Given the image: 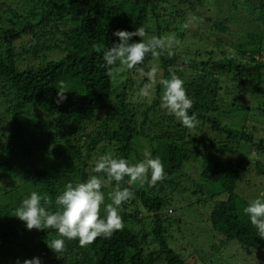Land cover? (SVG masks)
I'll use <instances>...</instances> for the list:
<instances>
[{"label":"trees","instance_id":"16d2710c","mask_svg":"<svg viewBox=\"0 0 264 264\" xmlns=\"http://www.w3.org/2000/svg\"><path fill=\"white\" fill-rule=\"evenodd\" d=\"M210 2L215 0H33V9L22 12L0 0V264L33 257L42 264H199L175 246L190 236L182 217L165 213L177 195L189 201L182 206L186 212L189 206H207L221 241V248L213 245L218 257L226 258L235 247V262L247 264L244 256L260 250L264 239L240 206L248 201L237 190L245 189L240 184L256 160L252 157L264 156V138L256 137V124H264V0H231L228 9L241 5L260 23L233 40L226 38L236 35L230 30L233 16H207ZM191 19L205 29L190 30ZM138 27L151 37L175 38L170 50L166 46L155 57L149 53L138 68L152 63L159 79L175 73L184 81L195 127L183 126L161 108L157 77L144 96L140 90L150 81L137 77V69L116 80L107 76L103 51L118 42L113 32ZM58 91L67 97L59 104ZM140 142L161 160L166 177L155 185L124 178L121 188L133 195L120 207L123 228L110 237L81 246L55 229L29 231L14 216L33 191L51 198L55 211L65 185L91 175L105 181L102 191L110 203L116 183L95 173V163L109 153L130 163L142 161ZM190 163H198L196 186L183 181ZM255 164L257 180L264 183L263 159ZM172 230L182 237L171 244ZM57 238L64 239L60 253L47 246ZM258 255L252 264H264V253ZM202 258L201 264L220 263Z\"/></svg>","mask_w":264,"mask_h":264},{"label":"clouds","instance_id":"9594fccd","mask_svg":"<svg viewBox=\"0 0 264 264\" xmlns=\"http://www.w3.org/2000/svg\"><path fill=\"white\" fill-rule=\"evenodd\" d=\"M113 35L119 38L118 42H113L103 51L106 74L112 80H116L126 70L143 71L138 66L143 64L146 55L151 53L154 57L158 56L160 55L158 50H164L166 46L170 50L175 43L174 37L152 36L145 41L143 38L146 33L143 27L135 28L134 31L118 29ZM133 37H138L139 40H133ZM156 73V68L146 73L150 83L143 86L140 90L141 95L149 94L152 84L157 82ZM159 84L163 88L161 108L169 115H173L183 126L195 127L198 120L195 114L189 115L193 101L187 94L184 81L173 73L170 78L159 79ZM66 98L65 92L58 91L56 103H62ZM93 171L97 174L103 173L109 184L115 181L116 187L108 194L110 203L105 204V194L102 191L105 181L98 175H91L84 181L67 183L64 190L55 198L57 206L55 211H51L49 207L52 204L51 198L33 191L29 197L22 200L14 216L24 222L29 231L55 229L60 237L78 240L81 246H86L98 237H110L115 231L123 228L120 207L133 195L129 188H121V182L125 177L129 178V184L139 181L152 185L163 181L166 177L161 160L152 158L148 152H145L142 161L136 163H130L125 158H116L110 153L101 155ZM149 174L150 180H148ZM2 184L3 182H0V185ZM243 211L249 216L258 236L264 239V200H251ZM47 246L53 252L60 253L64 251V239H52ZM16 264H21L19 258ZM22 264H42V262L39 257H33L24 259Z\"/></svg>","mask_w":264,"mask_h":264},{"label":"rangeland","instance_id":"374dc122","mask_svg":"<svg viewBox=\"0 0 264 264\" xmlns=\"http://www.w3.org/2000/svg\"><path fill=\"white\" fill-rule=\"evenodd\" d=\"M8 2L11 1L12 5L17 8L18 10H21L22 12L27 10L29 7H31V10L33 9L31 2L33 0H7ZM29 1H30V6H29ZM231 3V0H215L214 3L210 2V6H211V12L207 13V11L205 12V14H207V16L209 17H219V16H225L227 14V12H229L230 16H233V20H234V26L230 25V30L234 33H236L235 37L234 35L231 36H227V40H233L234 38L237 37V33L241 34L240 36H244V31L248 30L251 27H257L256 25H260L259 22H253V18L252 16L245 11V8L243 6L240 5V8H238L236 11L233 10L232 8H229V4ZM246 4H248L246 2ZM220 11H223V13H220ZM252 21V22H251ZM204 28V25H201L198 21L195 22L193 19H191V26H190V30L192 31H197ZM205 29V28H204ZM203 30V29H202ZM154 31V30H153ZM149 38H151L150 34H146L145 37L143 38L145 41H147ZM25 43L29 46L30 41L29 40H25ZM196 45H202L203 42H201V40H196L195 41ZM188 46H191V43L188 44ZM188 46L182 50L186 51L188 50ZM209 50L213 49V45L210 43V45L208 46ZM148 64L150 66L145 67L146 69H143V71L138 72L137 77L139 78H148V76L146 75V73L151 72V70L153 68H156L157 66L155 64ZM152 66V67H151ZM161 72L158 74L156 73V77L159 79L161 77ZM136 81L138 82V85L141 84V82H143L140 79H136ZM3 105H2V101L0 99V108L3 111ZM13 121V120H12ZM258 127V130L260 131L259 133L256 134L257 138H264V124L262 125L261 123H257L256 124ZM256 138V139H257ZM1 143V142H0ZM140 146L137 150H139L140 153L145 154L146 150L144 148V145L142 142H140L139 145H137V147ZM254 150L252 151L251 154L254 155ZM252 158H256V160H261V158L263 159L264 162V156L263 157H252ZM259 158V159H257ZM256 160H252L251 159V163L249 164V171L247 172L248 174L245 176V180L242 181V183L240 184V186L242 188L245 189H240L238 188L237 193L241 195V197L245 198L248 202L244 203L242 202L240 206H242L243 208L247 207L248 203L253 200V199H261L264 200V183L262 180H257V174L255 172V162ZM200 161H202V159H200ZM198 163H190L188 165L185 166L184 171L182 172L183 174V181L186 185H188L187 183H190L191 185L195 184V186L197 184H200L199 182V178H200V174H197V170L198 167L195 166ZM199 171V169H198ZM250 178H253L255 181H252L251 183H249ZM247 180V181H246ZM264 180V179H263ZM175 202H173V206H168L165 210V213L168 212V214L171 213V211L173 212V214L170 215V219H176V218H183V222L186 223V226L183 227V230L186 231V233H189V237H187V240H185L184 243H182L183 241H180L179 243H177L175 246L177 247V249L179 250V252L183 253L184 255H187V257L189 256H195L198 259V263L201 264L202 262H204L203 258H207V260H210L213 257H216V259H218L220 261L219 264H238L239 262H235L238 261V258L235 256H232V251H235L236 248L235 247H231L230 248V253H228V256L225 257H218L215 254V249H213V245H216L217 247H220L221 241H220V237L217 236L214 231L211 228V224L209 223V215L207 214L208 211L204 210L207 206H203L202 208L199 206H189V210L188 212H186V210L182 209L183 204L188 203L189 201H185V199L182 196L177 195L174 199ZM171 207V208H170ZM169 210V211H168ZM173 232V240L170 241V243L172 244L173 242L176 243V241L179 240L180 237H182V234L177 232L176 230H172ZM193 238V239H192ZM192 239V241H190ZM190 241L188 244H185L186 242ZM236 243V242H233ZM262 252L264 253V244H262L261 248L259 251H257V253L255 252L254 254H249L250 257H248V255L244 256L243 258V262H247V264H252L251 260L253 261L254 259H257V257L259 256L258 254ZM262 255V254H260ZM260 257V256H259ZM242 262V260H240ZM205 263H209L206 262Z\"/></svg>","mask_w":264,"mask_h":264}]
</instances>
